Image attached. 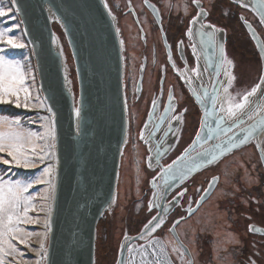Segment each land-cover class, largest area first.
I'll return each instance as SVG.
<instances>
[{
    "label": "water",
    "instance_id": "95a60500",
    "mask_svg": "<svg viewBox=\"0 0 264 264\" xmlns=\"http://www.w3.org/2000/svg\"><path fill=\"white\" fill-rule=\"evenodd\" d=\"M228 1L249 11L264 32L261 23L264 0ZM11 4L30 47L38 87L55 125V192L50 204L51 231L47 235L44 264H95L96 226L104 213L113 208L121 155L128 136L123 43L117 19L105 6V0H11ZM195 6L196 17L199 9ZM146 7L158 21L157 9L151 4ZM206 16L189 23L186 37L191 44L194 67L181 79L200 113L194 136L173 160L162 164L176 146L182 119H174L181 114L173 117L176 100L171 89L161 107V87L157 97L150 101L138 134L146 146L145 166L151 171L158 168L148 181L146 211L152 202L155 215L159 213L164 222L179 204L182 198L179 193L184 190L168 202L166 199L193 175L250 144L255 146L260 162L264 160L260 145L264 134L263 39L250 22L239 17L258 54L261 69L253 86L259 85L257 91L249 96L243 109L230 116L223 108L231 72L225 52L226 32L216 26L224 31L210 36L214 30L201 27L202 23L212 24L206 21ZM54 25L61 30L71 58L75 89ZM142 73L143 65L139 67L136 97L141 92ZM161 82L162 79L160 85ZM261 164L264 170V163ZM210 182L212 178L190 208L192 213L211 195L216 183L209 188ZM152 217L137 233L123 234L114 264L118 261L126 264L128 247L147 241L158 230L152 232L151 225L145 227ZM185 217H189V209ZM174 222L169 230L178 243Z\"/></svg>",
    "mask_w": 264,
    "mask_h": 264
},
{
    "label": "rangeland",
    "instance_id": "374dc122",
    "mask_svg": "<svg viewBox=\"0 0 264 264\" xmlns=\"http://www.w3.org/2000/svg\"><path fill=\"white\" fill-rule=\"evenodd\" d=\"M105 2L111 13L115 16L109 5V0H105ZM204 2L210 11L209 18L211 20L209 21L208 19L206 21L225 29L226 32L225 52L227 60L232 61L230 76L234 77V79L226 88L227 92L225 91L223 108L227 111L231 104L233 111H235L237 110L235 105L243 103L244 95L250 92L256 84L249 81L252 78H255V81H257L261 69L258 54L243 28L239 17L243 16L244 20L250 22L255 27L263 39V42L264 32L255 17L249 11L240 8L238 5L228 0H204ZM0 7L8 11V15L0 17V29L12 28L13 31L9 34L14 35L25 45L23 48L13 49L0 42V48L6 50L9 59L19 61L24 66L27 76L25 86L29 88L33 104L36 106V109L33 110L30 109V107H17L15 104V97L10 98V102L13 105L10 103H0V105H9L20 110V113L15 116L0 115V117H7L6 121H0V132L8 133L16 130L27 133L31 131L43 135L46 130L45 126H51L52 124V113L49 111L40 93L30 47L24 38L18 16L12 7L11 0H0ZM183 8L185 11V6H183ZM225 13L227 14L225 15ZM54 30L64 48L69 66V76L73 81L75 89L73 66L63 34L57 25H54ZM135 60L136 67V63L139 60L138 53L135 55ZM143 84V91L140 96L141 99L137 102L135 98L134 103V84L131 77V69L129 70V73L126 72L125 74L124 61V91L128 111V136L121 155L115 203L111 212H105L96 226L95 264H114L119 241L123 234L128 233L132 235L137 233L149 217L146 213V203L150 194L148 181L157 171H151L145 166V158L147 156L146 146L138 139V134L143 123L142 120H144L143 117L146 115L145 111L148 102L150 101V75H145ZM178 97L180 98L181 96ZM187 100L189 101L187 105L189 113L184 120L183 133L174 151L164 160L165 164L173 160L186 147V145H188L198 128L200 119L199 110L188 95ZM17 119L20 121L19 126L10 123ZM47 142L51 143V141ZM45 143L46 141L33 137V144L37 146L38 153L40 152V149L44 147ZM260 145L261 147L264 145V134L260 138ZM253 147H255L253 144L244 146L231 153L230 156L239 157L241 155L242 157V153H244L245 155H253L255 159ZM45 150L48 151V149ZM50 151L52 154L48 155L43 163L35 160L36 167L33 168H23L18 167L15 164L5 165L0 163V182L20 180L24 183H28L35 180L37 177H40L44 180L50 179L53 183L55 168L54 149H51ZM0 156H4V158L9 160L11 159L6 153H0ZM49 164L53 165V172L51 176H45L44 169ZM48 187L47 183L35 184L29 189L28 193H25V195H32L34 197L33 203L36 205V210L29 212V215L39 220V223L36 224H20L19 227L24 229L25 232L37 234H43L45 232L44 220L47 215L48 207L51 204V199L44 200L43 197L48 195L45 191ZM211 206V203H205L203 207L198 210L197 216H201L203 213H208L209 216L207 217L205 227L212 231L214 229L212 220L214 219L217 224L218 221L221 220L218 215L221 212L212 211L209 213ZM41 207H43V211L40 210ZM209 221H211V223H209ZM185 224L189 226L192 225V222L189 221ZM226 228L227 224L225 223L223 228L224 231H226ZM221 234H223V231H220V235ZM26 239L28 244L31 245L30 248L23 244H19L14 239L10 240V242L17 248V253H12L11 255L4 257V264H10V262H12V264H24L25 261H27V264H37V262H39V264H44L45 253L40 250L39 246L40 243L43 242L46 248L47 239H44L42 235H33L26 237ZM149 244L150 242H146L140 245L145 248V252L144 249L136 250V243L130 245L127 251L126 264H135V262H137L136 264H146L147 258L144 257H147L146 247ZM224 248L226 247H221V252H224L225 255L229 254L230 250L226 248L225 251L223 250ZM38 251L40 252V255H37ZM18 252H23L24 255L20 256ZM142 254L144 257H142ZM21 257L24 258V260H21Z\"/></svg>",
    "mask_w": 264,
    "mask_h": 264
},
{
    "label": "flooded vegetation",
    "instance_id": "af4514ba",
    "mask_svg": "<svg viewBox=\"0 0 264 264\" xmlns=\"http://www.w3.org/2000/svg\"><path fill=\"white\" fill-rule=\"evenodd\" d=\"M146 4H151L157 9L158 21L148 10ZM109 5L117 19L123 43L125 74L126 72L129 73L131 69L134 84L133 101L135 103V98L137 102L141 99L143 80L146 74L151 77L150 101L157 97L161 87L162 107L171 89L176 100L173 117L182 114V125L176 143L177 146L183 133L185 117L189 113L187 106L189 102L187 95L189 96V94L181 79L182 77L186 78L194 67L191 44L186 37V32L190 21L197 13L195 3L193 0H109ZM183 6H185V11ZM201 7L207 10L206 20L211 21L209 18L210 11L204 0H201ZM136 53L139 55V60L135 67ZM142 65L141 92L136 97V81L139 67ZM253 148L257 164L253 155L242 153V157L241 155L232 157L230 154L215 165L193 175L166 199L168 202L174 194L184 190L179 204L172 209L161 228L147 241L136 242L135 249H144V252L145 248L140 245L150 242L146 247L147 257L142 254V257L147 258L146 264H157V261H159V264H167L168 261H171V264H182L180 255L183 249L179 248V251L173 252V246H178V243L169 228L174 221L185 217L187 210L194 206L196 199L214 176L219 177V182L215 184L211 195L196 209L193 215L185 217L186 219L175 227L180 241H183L189 249H192L193 246L188 237L195 229L197 232L196 251L199 252L198 264H217V254L213 251V242L217 239L222 241L226 233H231L239 243L221 245V247L230 250V254L225 256L232 257L235 264H251V260H255L256 264H264V170L257 150L255 147ZM162 164L165 165L164 160ZM155 170L157 171L158 168ZM226 172L233 180L232 184L226 183ZM245 175L258 179V183H253L251 186L246 185L243 179ZM234 187L239 188L234 197L231 195L226 198L221 196V189L231 192ZM207 202L212 204L209 213L212 211L221 212L218 214L221 220L211 231L215 235L208 232L200 233V229L206 228L209 214L203 213L201 216H197V212ZM146 213L149 216L148 219H150L155 215L156 210L152 209L146 211ZM189 221L192 222V225L188 226L185 223ZM225 223L227 224L226 231L223 229ZM249 225H253L261 231L257 233L249 232ZM220 231H223V234L220 235ZM186 233L187 235H185Z\"/></svg>",
    "mask_w": 264,
    "mask_h": 264
},
{
    "label": "snow or ice",
    "instance_id": "6c2138e0",
    "mask_svg": "<svg viewBox=\"0 0 264 264\" xmlns=\"http://www.w3.org/2000/svg\"><path fill=\"white\" fill-rule=\"evenodd\" d=\"M193 2L197 5L199 9L197 16L194 17L192 20V23H196L200 17L207 15V10L200 6L201 0H193ZM226 14L227 13H225V15ZM6 15H8V11L0 7V17ZM261 23L264 24V18H262ZM201 27H208L213 29L214 31L212 33H209L210 36H212L214 32L224 31L223 29L216 28V26L212 24L204 25L202 23ZM12 31V28L0 29V42L7 46H10L13 49L23 48L25 45L21 43L14 35L9 34ZM191 34V30H189L188 35L191 36ZM220 52L223 56L224 49L222 44L220 45ZM227 63L232 64V61L229 60L227 61ZM26 78L27 76L24 70V66L19 61L9 59L8 55L6 54V50L0 48V103H8L10 102L9 98L15 97V104L17 107H19L20 93L22 92L24 93V100L26 101L24 107H29L27 101L30 99L31 94L29 88L25 86ZM233 79L234 77L230 76L229 84H231V81ZM261 81L262 83H264V77L261 78ZM258 87L259 85L254 87L251 92L247 93L243 97L244 103L236 104L235 108L243 109L248 101L249 96L253 95L257 91ZM225 91L227 92V89H225ZM153 104H155V101H153ZM227 114L230 116L235 115L231 104L227 109ZM76 116L77 118L80 117L79 108L76 109ZM174 119L178 121L181 120L182 114L181 116L174 117ZM6 120L7 117H0V121ZM10 123L15 124L17 126L20 125V121L18 119L11 121ZM262 123H264V121H262ZM45 129L46 130L43 135L31 131L27 133L16 130L10 131L8 133L0 132V153H6L7 156L11 158L9 160L4 158V156H0V163H3L5 165L15 164L16 166L23 168L36 167V163L34 162L35 160H38L39 162L43 163L46 157L52 154L50 150L55 148L56 138L54 122H52L51 126L46 125ZM33 137L46 141L44 147L40 149L39 153L37 152V146L33 144ZM197 138L199 139V136H197ZM245 139H247V137H245ZM47 141H51V143H48ZM45 149H48V151H46ZM213 160H215V156H213ZM261 163H264V160H262ZM245 171L247 172V170ZM52 172V164H49L47 167H45V176H51ZM225 177L226 183H233V180L230 178L227 172L225 173ZM243 179L245 184L248 186H251L253 183H258V179L252 178L250 175H245ZM218 182L219 177L214 176L212 178V182L209 183V188H212L214 186V183ZM42 183H47L49 186L48 189L45 190L48 195L43 197V199H52L54 197L55 184L52 183L50 179L44 180L40 177H37L35 180L28 183H24L20 180L0 182V264H4V257L9 256L12 253H17V248L10 242L11 239L16 240L19 244H23L28 248H30L31 245L28 244L26 237H30L33 235H42L44 239H47L48 232L51 231V206L48 207L47 215L44 220L45 232L43 234L25 232L24 229L19 227L20 224L39 223L38 219H35L29 215V212L36 210V205L33 203L34 197L32 195H25V193H28L29 189L32 188L33 185ZM237 191H239V188L235 187L231 192H228L225 189H221V196L224 198L229 195L234 197ZM179 195L182 196L183 192L179 193ZM201 199H203V197H201ZM113 203H115V201H113ZM109 207H111V205H109ZM153 207L154 204L152 202H149V211H151ZM40 210L43 211V207H41ZM193 214L194 213H192V210L189 209V216ZM185 219V217H181L180 219L176 220L173 224V227H176ZM209 223H211V221H209ZM163 224L164 218L160 217L159 213H157V215L153 216L152 219L148 222V225H145V227L147 228L151 225V231L155 232L157 229L161 228ZM248 231L252 233H257L261 230L255 228L253 225H249ZM205 232L215 235V233H212L211 230H209L208 228L200 229L201 234ZM185 235H187V233ZM188 238L189 242L193 246L192 249H189V247L185 245L183 241H179L178 246L174 245L172 250L173 252H177L179 251V248H183V252L180 255L182 264H198L197 257L199 255V252L196 251L197 232L195 229L192 230V234ZM234 243H239V241L231 233H226L222 241L218 239L214 240L213 251L215 254H217V258L218 253L221 250V245ZM39 247L40 250L46 254L47 249L45 248L43 242L40 243ZM223 250L226 251V248H224ZM18 254L20 256L24 255L23 252H18ZM37 255H40L39 251L37 252ZM24 264H27V261H25ZM37 264H39V262H37ZM117 264H121V262L118 261ZM157 264H159V261H157ZM167 264H171V261H168ZM251 264H256L255 260H251Z\"/></svg>",
    "mask_w": 264,
    "mask_h": 264
},
{
    "label": "trees",
    "instance_id": "16d2710c",
    "mask_svg": "<svg viewBox=\"0 0 264 264\" xmlns=\"http://www.w3.org/2000/svg\"><path fill=\"white\" fill-rule=\"evenodd\" d=\"M249 82L256 83L255 78H252ZM20 113L19 109L11 107L9 105H0V115L15 116Z\"/></svg>",
    "mask_w": 264,
    "mask_h": 264
},
{
    "label": "crops",
    "instance_id": "0c3cea01",
    "mask_svg": "<svg viewBox=\"0 0 264 264\" xmlns=\"http://www.w3.org/2000/svg\"><path fill=\"white\" fill-rule=\"evenodd\" d=\"M262 148H263V150H264V145H262ZM228 218V217H227ZM226 218V219H227ZM218 223H219V221H218ZM212 224H213V227L215 226V225H217L216 224V221L213 219L212 220ZM226 253V252H225ZM229 253V252H228ZM230 254V253H229ZM217 256V255H216ZM216 261H217V264H235L234 263V261H233V258L232 257H229V256H225V254H224V252H221V250L219 251V253H218V258L216 259Z\"/></svg>",
    "mask_w": 264,
    "mask_h": 264
},
{
    "label": "built area",
    "instance_id": "2783aa9c",
    "mask_svg": "<svg viewBox=\"0 0 264 264\" xmlns=\"http://www.w3.org/2000/svg\"><path fill=\"white\" fill-rule=\"evenodd\" d=\"M31 97L32 96L30 95V99L27 101V103L29 104L30 109L33 110V109H36V106L33 104V101H32V98ZM9 100H10V98H9ZM20 102H21L20 103V106L23 107V108H25L24 107V104H25L26 101L24 100V93H22V92L20 93ZM9 103L12 104L11 102H8V104ZM21 260H24V258L21 257ZM16 261H17V259H16ZM10 264H12V262H10Z\"/></svg>",
    "mask_w": 264,
    "mask_h": 264
}]
</instances>
